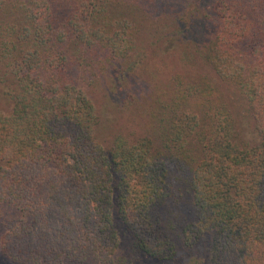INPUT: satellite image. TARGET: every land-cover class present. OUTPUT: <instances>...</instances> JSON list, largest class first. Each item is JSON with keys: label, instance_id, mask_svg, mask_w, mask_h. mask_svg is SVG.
<instances>
[{"label": "trees", "instance_id": "trees-1", "mask_svg": "<svg viewBox=\"0 0 264 264\" xmlns=\"http://www.w3.org/2000/svg\"><path fill=\"white\" fill-rule=\"evenodd\" d=\"M206 2L204 61L246 103L248 137L213 82L150 93L143 124L95 136L89 91L132 57L162 0H0V254L16 264L155 263L209 235L210 264H264V0ZM122 68V66H121Z\"/></svg>", "mask_w": 264, "mask_h": 264}, {"label": "rangeland", "instance_id": "rangeland-1", "mask_svg": "<svg viewBox=\"0 0 264 264\" xmlns=\"http://www.w3.org/2000/svg\"><path fill=\"white\" fill-rule=\"evenodd\" d=\"M207 13L206 2L162 0L156 27L137 41L132 57L119 63L118 69L110 68L101 83L89 91L98 114L95 136L105 148L116 133L143 124L150 93L169 87L171 78L178 74L187 83L204 79L213 82L231 101L248 137L257 135L248 105L234 96L230 83L221 80L204 61L203 45L213 29ZM11 88L0 70V110L4 113H9L12 107ZM116 215L113 214V222L119 239L117 254L126 256L132 264H210L209 235L191 248L177 242L176 256L166 263L132 255L133 237ZM0 264L16 263L0 254Z\"/></svg>", "mask_w": 264, "mask_h": 264}]
</instances>
